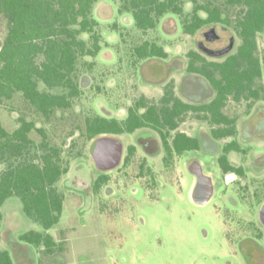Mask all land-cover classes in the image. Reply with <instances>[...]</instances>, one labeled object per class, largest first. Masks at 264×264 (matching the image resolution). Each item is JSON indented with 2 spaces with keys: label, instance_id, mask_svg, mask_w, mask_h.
I'll return each mask as SVG.
<instances>
[{
  "label": "rangeland",
  "instance_id": "374dc122",
  "mask_svg": "<svg viewBox=\"0 0 264 264\" xmlns=\"http://www.w3.org/2000/svg\"><path fill=\"white\" fill-rule=\"evenodd\" d=\"M183 1L185 13L193 10L194 0ZM197 1L220 4L233 19L239 12L225 0ZM119 4V0H100L95 6L102 50L96 57L80 58L81 95L73 99L70 108L55 109L47 119L20 93L0 103V120L8 131L15 130L21 119L33 121L45 130L48 141L61 149L64 165L68 166V172L56 184L63 196L62 214L47 231L63 240V250L45 260L48 257L43 246L20 240L25 232L46 230L24 212L18 196L9 197L2 206L0 247L10 251L15 264H231L235 260L241 264L242 259L228 254L211 205L201 208L191 201V177L185 173L181 183L168 180L162 172L159 184L149 189L129 180L125 187L112 184L99 195L92 193L90 182L98 172L89 155L91 141L85 135V119L96 113L119 115L141 94L152 99L161 94L159 85L146 80L151 78L149 62L133 65L130 49L144 40L164 45L168 61L178 62L175 73L180 76L181 62L194 41L184 33L177 15L168 14L156 28L143 32L135 27L130 14L118 11ZM6 31V23L0 19V43ZM258 43L259 55L264 57V31L258 35ZM155 68L154 75L161 76L160 63ZM39 88L61 92L48 89L42 82ZM30 137L35 142L32 152H37L43 137L35 129ZM5 168L6 164L0 163V174ZM112 191L114 195L107 196Z\"/></svg>",
  "mask_w": 264,
  "mask_h": 264
},
{
  "label": "flooded vegetation",
  "instance_id": "af4514ba",
  "mask_svg": "<svg viewBox=\"0 0 264 264\" xmlns=\"http://www.w3.org/2000/svg\"><path fill=\"white\" fill-rule=\"evenodd\" d=\"M195 13L188 12L189 24ZM213 27L218 37L208 39L206 32ZM184 33L194 41L181 62L180 76L175 73L178 62L168 61L169 52L162 44L166 57L144 59L151 77L146 80L161 87L159 98L141 94L119 115L90 116H102L109 125L123 127L131 119L139 124L133 131H110L90 140L109 136L122 146L121 162L107 170L97 166L89 150L98 172L90 182L92 193L99 195L112 184L125 187L129 180L149 189L159 184L162 172L168 180L181 183L185 173L191 177V201L201 208L211 205L218 217L228 254L242 259L241 264H264V57L258 43L262 74L241 91L238 83L224 77L221 66L239 52L242 38L236 25L215 22ZM232 40L228 52L211 54L210 50L229 47ZM159 63L163 71L157 77ZM143 100L146 105H138ZM49 235L55 245L52 251L41 245L45 260L63 250V240Z\"/></svg>",
  "mask_w": 264,
  "mask_h": 264
},
{
  "label": "trees",
  "instance_id": "16d2710c",
  "mask_svg": "<svg viewBox=\"0 0 264 264\" xmlns=\"http://www.w3.org/2000/svg\"><path fill=\"white\" fill-rule=\"evenodd\" d=\"M99 1L0 0V19L7 27L0 43V103L20 93L47 119L55 109L72 106L73 99L81 95L80 58L96 57L102 50L100 22L94 15ZM119 2L118 11L130 14L135 27L143 32L156 28L168 14L180 17L184 32H194L215 22L235 24L242 43L238 54L221 65L222 74L229 82L238 83L241 91L248 89L252 80L262 74L256 37L264 31V0H225L228 6L239 8L234 19L220 4L212 1L200 4L194 0L196 13L191 24L188 13L184 12L183 0ZM200 10L207 14H198ZM130 50L133 65L151 57L167 56L164 47L151 40H144ZM232 59L238 60L237 64ZM39 82L61 92L41 90ZM138 105L146 103L143 100ZM132 121L122 127L109 125L102 116H89L85 119V135L91 140L110 131H133L139 124ZM34 129L43 137L37 152H32L35 142L30 137ZM0 163L6 164L0 174V233L4 219L2 206L11 196H18L24 212L44 229L55 226L63 210V196L56 184L68 172V166L64 165L61 149L48 141L45 130L33 121L21 119L15 130L8 131L0 120ZM20 240L35 246L46 245L48 251L55 245L49 234L34 230L21 234ZM0 264H15L10 251L1 247Z\"/></svg>",
  "mask_w": 264,
  "mask_h": 264
},
{
  "label": "water",
  "instance_id": "95a60500",
  "mask_svg": "<svg viewBox=\"0 0 264 264\" xmlns=\"http://www.w3.org/2000/svg\"><path fill=\"white\" fill-rule=\"evenodd\" d=\"M208 39L217 38L216 28H211L206 32ZM234 41L231 45L220 51H211V54H224L232 49ZM90 153L94 157L97 166L102 170H107L119 165L122 158L121 143L109 136H101L96 138L90 145ZM264 211V208H263Z\"/></svg>",
  "mask_w": 264,
  "mask_h": 264
}]
</instances>
